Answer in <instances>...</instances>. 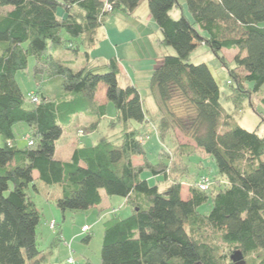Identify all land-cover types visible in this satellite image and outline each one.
I'll list each match as a JSON object with an SVG mask.
<instances>
[{
	"label": "trees",
	"instance_id": "16d2710c",
	"mask_svg": "<svg viewBox=\"0 0 264 264\" xmlns=\"http://www.w3.org/2000/svg\"><path fill=\"white\" fill-rule=\"evenodd\" d=\"M141 1L0 0V264L49 263L52 250L39 247L41 210L33 198L41 184L59 187L49 199L62 211L96 206L104 195L130 204L128 216L104 221L100 262L86 257L83 264H233L238 251L247 264H264V133L258 132L264 96L260 110L253 103L264 83V0H148L159 43L176 51L151 73L158 117L148 114L134 83L120 82L118 57L100 64L90 52L108 16L116 9L133 14ZM198 42L216 54L236 49L230 96L239 109L250 102L261 118L257 127L242 126L238 108L225 109L206 62L190 61ZM61 47L75 53L84 47L81 66L55 56ZM30 55L36 85L45 84L36 103L34 90L26 95L16 78ZM101 83L104 102L96 97ZM108 101L116 108L105 124L110 133L80 143L77 133L100 128ZM21 122L28 129L24 146L14 131ZM152 130L162 143L156 161L144 145ZM177 131L193 142L179 141ZM168 136L170 147L163 145ZM66 143L74 147L63 158L56 149ZM193 154L215 162L213 179L191 180L186 157ZM202 177L207 189L199 186ZM209 200V212H200ZM61 231L53 242L62 240Z\"/></svg>",
	"mask_w": 264,
	"mask_h": 264
},
{
	"label": "rangeland",
	"instance_id": "374dc122",
	"mask_svg": "<svg viewBox=\"0 0 264 264\" xmlns=\"http://www.w3.org/2000/svg\"><path fill=\"white\" fill-rule=\"evenodd\" d=\"M146 6L141 5V17L134 18L124 12L123 10L116 9L112 14L108 16L104 23V28L101 27L98 31L97 42L95 47L91 49V57L96 63H102L108 60L110 57L117 56L120 59L121 66V77L120 82L124 84L126 79L134 83L139 89L144 108L150 116L158 117L161 115V109L158 105L155 95L152 93L150 88V78L152 70L160 64L166 53L175 54L176 51L173 46H166L159 43L157 36H162V32L157 26L155 20L151 16V22L146 18L150 13L148 0ZM141 1V2H142ZM183 1V0H179ZM145 7V8H144ZM140 9V8H139ZM145 9V12L143 11ZM59 15L64 14V8L61 6L57 10ZM185 12H188L185 9ZM137 13V12H136ZM180 7L175 6L171 14L177 18L180 16ZM158 32H156V30ZM108 31V35H107ZM161 33V35L159 34ZM168 50V51H167ZM236 52V49H223L218 54L213 52L207 44L204 42H198L195 49L190 55L191 62H206L211 69L215 79L217 80L221 95L220 101L228 111H234L238 108L236 113L239 122L242 126L254 129L260 123V116L255 112L248 100L243 101L241 108L237 107L230 93L232 86L228 83L230 78L229 69L233 67L234 61L232 54ZM54 55L62 59L68 60L72 66L78 68L82 64L84 47H81L78 53L65 47L57 48L54 50ZM225 55L226 63L221 59V55ZM33 65L34 56L30 55L28 58V68L19 71L16 78L23 90V92L29 96L30 92H34L39 96V92L45 87L43 81L39 82L37 86L33 77ZM264 96V83L261 89L253 97V103L257 106L258 110L262 108L260 98ZM96 97L98 100L104 102L106 97L104 94V84L101 83L97 91ZM30 105H34L29 100ZM107 115L101 121L100 128L98 130L86 131L83 135L77 133V138H82L80 143L91 144L98 136L103 133H110V125L105 126L110 118L116 116V108L113 102L108 101L107 103ZM83 121H86V116H81ZM27 126L23 122L18 123L15 128L16 141L19 146L27 144V138L24 134L27 133ZM178 140L183 142H193L191 139L183 136L177 131ZM258 132L264 133V121L260 123ZM3 144V138L0 135V145ZM145 149L149 158L153 161L158 159V155L162 146L161 141L157 135L154 134L153 130L151 134L145 138L144 141ZM163 145L171 146L170 137H166ZM73 144H58L56 154L63 158H68L70 155ZM203 159V165H199V160ZM188 163V175L191 180L198 179L201 176L209 177L213 179L214 174L217 172L216 164L211 158H201L197 154L186 157ZM200 179V178H199ZM189 180V179H187ZM160 186L163 190L168 189V183L162 182ZM189 183L183 184L182 194L183 196L188 195ZM33 198L36 202L37 207L41 210V220L38 225L39 231V247L43 249L51 248L49 264H83L86 256L96 261L97 263L101 260V246L104 232V221L109 217L117 214L120 217L128 216L131 213L130 204L125 202V198L120 195H104L102 202L98 206H92L84 210H66L62 211L59 209L55 201H50L47 195L33 191ZM106 205L103 210L99 212L100 205ZM211 201H207L198 207V210L202 213H207L211 209ZM54 218L56 220V226L51 227L50 221ZM88 223L90 229L82 231L81 226L83 223ZM61 228L63 235L67 238V241L71 244V250L65 245V240L53 242L57 231ZM91 235L89 240H85L87 235ZM73 256L75 263H69L67 258Z\"/></svg>",
	"mask_w": 264,
	"mask_h": 264
},
{
	"label": "crops",
	"instance_id": "0c3cea01",
	"mask_svg": "<svg viewBox=\"0 0 264 264\" xmlns=\"http://www.w3.org/2000/svg\"><path fill=\"white\" fill-rule=\"evenodd\" d=\"M142 4H144V6H146V1L145 2H141L140 3V5L136 8V10L134 11V13L133 14H130V16H132V17H134L135 19L136 18H139V17H141V14H140V12H141V5ZM140 8V9H139ZM145 8V7H144ZM144 12H145V9L143 10ZM137 12V13H136ZM147 19H148V21L149 22H151V14L149 13L148 15H147V17H146ZM103 28H104V25L102 26ZM156 30V29H155ZM156 32H158V30H156ZM159 34L161 35V33L159 32ZM107 35H108V31H107ZM160 36H157V38H159ZM168 51V50H167ZM117 57V56H116ZM41 190L40 191H36V192H39V193H44L45 195H47V198H48V200H50V201H53V200H51V199H49V196H50V194L53 192V193H58L59 192V187L58 186H47V185H43V184H41ZM103 200V199H102ZM102 202V201H101ZM100 204V203H99ZM98 204V205H99ZM98 205H96V206H98ZM105 207H107L105 204L104 205H100V208H99V212L102 210V209H104ZM60 209V208H59ZM61 210V209H60ZM119 216V215H118ZM53 219V218H52ZM85 224H88V223H83L82 224V226L83 225H85ZM89 225V224H88ZM81 226V227H82ZM62 237H63V239L65 240V245H67L66 244V242H69V241H67V238L63 235V233H62V231H61V239H62ZM71 245V244H70ZM86 257H88V256H86ZM86 259V258H85ZM50 261V260H49ZM49 264V263H48Z\"/></svg>",
	"mask_w": 264,
	"mask_h": 264
},
{
	"label": "built area",
	"instance_id": "2783aa9c",
	"mask_svg": "<svg viewBox=\"0 0 264 264\" xmlns=\"http://www.w3.org/2000/svg\"><path fill=\"white\" fill-rule=\"evenodd\" d=\"M107 6L109 7L110 5L109 4H107ZM31 99H32V101L33 102H39V96L36 94V93H33V94H31ZM81 133H82V131H80ZM30 142H32V141H30ZM199 186L202 188V189H207L208 188V186H209V182L207 181V178H203L202 177V179L200 180V182H199ZM50 225H51V227H55L56 226V220L55 219H51V221H50ZM90 229V225H88V224H85V225H83L82 227H81V230L82 231H87V230H89ZM66 244H67V246L69 247V249L71 250L72 248H71V245H70V242H66ZM67 261L69 262V263H75V259H74V257L73 256H69L68 258H67Z\"/></svg>",
	"mask_w": 264,
	"mask_h": 264
},
{
	"label": "water",
	"instance_id": "95a60500",
	"mask_svg": "<svg viewBox=\"0 0 264 264\" xmlns=\"http://www.w3.org/2000/svg\"><path fill=\"white\" fill-rule=\"evenodd\" d=\"M234 263L233 264H247V261L243 258L242 253L238 251L233 254Z\"/></svg>",
	"mask_w": 264,
	"mask_h": 264
}]
</instances>
